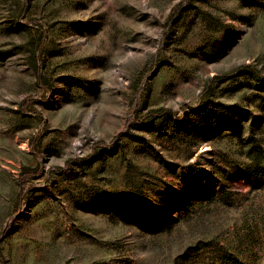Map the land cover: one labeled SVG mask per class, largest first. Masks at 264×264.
<instances>
[{
  "label": "rangeland",
  "instance_id": "rangeland-1",
  "mask_svg": "<svg viewBox=\"0 0 264 264\" xmlns=\"http://www.w3.org/2000/svg\"><path fill=\"white\" fill-rule=\"evenodd\" d=\"M259 78L264 0H0V264H264Z\"/></svg>",
  "mask_w": 264,
  "mask_h": 264
},
{
  "label": "trees",
  "instance_id": "trees-1",
  "mask_svg": "<svg viewBox=\"0 0 264 264\" xmlns=\"http://www.w3.org/2000/svg\"><path fill=\"white\" fill-rule=\"evenodd\" d=\"M42 44H40V46H41ZM259 79H261L263 82H264V78H259ZM28 105H29V99H26V100H24L23 102H22V104H21V106H20V110L21 111H25L26 109H27V107H28ZM36 176V172H24L23 173V175H22V178L19 180V184L21 185V186H23V184L26 182V181H28L29 179H32V178H34ZM202 197V198H201ZM200 198L202 199V200H204V201H207V200H209L210 198H211V195L210 194H202L201 196H200Z\"/></svg>",
  "mask_w": 264,
  "mask_h": 264
}]
</instances>
